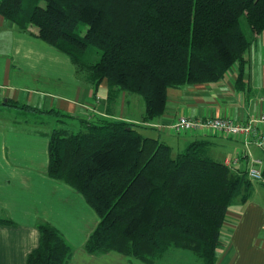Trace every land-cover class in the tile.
I'll return each instance as SVG.
<instances>
[{
  "label": "trees",
  "instance_id": "16d2710c",
  "mask_svg": "<svg viewBox=\"0 0 264 264\" xmlns=\"http://www.w3.org/2000/svg\"><path fill=\"white\" fill-rule=\"evenodd\" d=\"M0 12L22 30L36 25L95 93L106 82L111 102L126 92L145 103L143 122L102 116L93 106L83 128L51 133L49 175L100 217L87 251L155 264L175 248L217 264L229 210L249 200L253 181L211 157L207 140L174 156L144 129L166 113L170 88L218 81L237 64L243 70L264 33V0H0ZM38 227L27 264H67L71 247L61 232L48 222Z\"/></svg>",
  "mask_w": 264,
  "mask_h": 264
},
{
  "label": "crops",
  "instance_id": "0c3cea01",
  "mask_svg": "<svg viewBox=\"0 0 264 264\" xmlns=\"http://www.w3.org/2000/svg\"><path fill=\"white\" fill-rule=\"evenodd\" d=\"M38 34L36 25L22 30L0 12V264H27L40 244L38 226L43 222L55 226L70 245L67 264H148L113 250L87 251L100 217L80 192L49 175L53 129L46 120L49 111L57 110L83 123L92 111L84 106L89 103L99 115L139 123L145 103L126 92L111 102L106 82L95 93L71 59ZM245 56L243 70L237 64L218 81L170 88L166 113L144 132L167 142L172 151L175 147L183 151L194 140H207L209 155L227 165L247 151L264 160L262 149L247 148L242 140L219 131L179 132L172 126L181 114L246 122L264 113V33ZM249 163L242 159L229 166L242 172ZM253 184L254 194L245 204L237 200L240 210L231 213L223 232L227 245L217 264H264V190L257 187L264 182Z\"/></svg>",
  "mask_w": 264,
  "mask_h": 264
},
{
  "label": "built area",
  "instance_id": "2783aa9c",
  "mask_svg": "<svg viewBox=\"0 0 264 264\" xmlns=\"http://www.w3.org/2000/svg\"><path fill=\"white\" fill-rule=\"evenodd\" d=\"M94 108L89 106L88 109ZM172 126L177 131H219L227 136L242 140L246 147L255 145L264 151V113L252 117L246 122H235L229 117L206 116L204 118H192L181 114L173 122ZM242 159L250 160L247 169L248 177L253 181L264 182V160L253 157L250 151L238 154L228 165L237 164Z\"/></svg>",
  "mask_w": 264,
  "mask_h": 264
},
{
  "label": "rangeland",
  "instance_id": "374dc122",
  "mask_svg": "<svg viewBox=\"0 0 264 264\" xmlns=\"http://www.w3.org/2000/svg\"><path fill=\"white\" fill-rule=\"evenodd\" d=\"M81 29H82V32H85L86 26H82ZM76 68H77V71H78V67H76ZM78 75H79V77L82 79V81L85 84H89V82L87 81V78H86V74L84 72H79L78 71ZM136 96H139V95H136ZM139 98H141V97L139 96ZM84 106L88 110L89 103L84 104ZM49 114H51V115H49ZM49 114H48V118H46V120H49L47 122L48 128H51L53 130L54 129H65V130H68V131H77L80 128H83L82 123L79 122V121H75L73 118H70L68 116L57 115V113H54V112L53 113H49ZM31 118L36 119L38 121L45 119V117H42V116H38V117H33L32 116ZM181 151L182 150L179 151L175 147V148H173V155L176 156ZM257 187H259L261 189L263 188L262 190H264V185L262 186V185L258 184ZM255 194L258 195L257 193H255ZM259 197H257V198H259ZM238 205H239V203H236L235 205H233L231 207V209L229 210L228 218L231 219L232 218V214L231 213L237 212V211L240 210V207ZM227 224L225 225V229L224 230H227V228H226ZM155 264H203V263L191 251L172 248L166 253V255H165V257L163 259L157 261Z\"/></svg>",
  "mask_w": 264,
  "mask_h": 264
}]
</instances>
